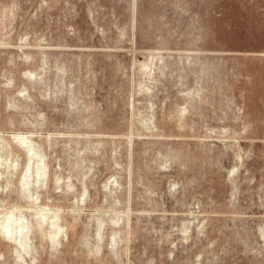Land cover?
Here are the masks:
<instances>
[{
    "label": "rangeland",
    "instance_id": "obj_1",
    "mask_svg": "<svg viewBox=\"0 0 264 264\" xmlns=\"http://www.w3.org/2000/svg\"><path fill=\"white\" fill-rule=\"evenodd\" d=\"M0 264H264V0H0Z\"/></svg>",
    "mask_w": 264,
    "mask_h": 264
},
{
    "label": "bare ground",
    "instance_id": "obj_2",
    "mask_svg": "<svg viewBox=\"0 0 264 264\" xmlns=\"http://www.w3.org/2000/svg\"><path fill=\"white\" fill-rule=\"evenodd\" d=\"M7 236V235H6ZM14 240V239H13Z\"/></svg>",
    "mask_w": 264,
    "mask_h": 264
}]
</instances>
